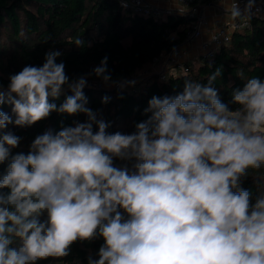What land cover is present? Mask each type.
Wrapping results in <instances>:
<instances>
[{
	"label": "clouds",
	"instance_id": "clouds-1",
	"mask_svg": "<svg viewBox=\"0 0 264 264\" xmlns=\"http://www.w3.org/2000/svg\"><path fill=\"white\" fill-rule=\"evenodd\" d=\"M254 4L224 3L233 21L250 19ZM61 56L50 49L42 66L0 85V106L12 113L0 110V264L62 259L75 242L96 239L104 243L87 264H264V193L253 204L241 187L250 175L264 181L253 175L264 170V80L234 89L230 109L212 86L220 69L207 85L185 79L182 92L148 101L134 132H109L88 107V77L120 88L135 81H114L107 56L70 78ZM65 90L61 104L50 102ZM53 112L86 120L13 155L22 137L9 125L31 127Z\"/></svg>",
	"mask_w": 264,
	"mask_h": 264
},
{
	"label": "trees",
	"instance_id": "trees-1",
	"mask_svg": "<svg viewBox=\"0 0 264 264\" xmlns=\"http://www.w3.org/2000/svg\"><path fill=\"white\" fill-rule=\"evenodd\" d=\"M191 22L190 17L174 13L159 17L134 14L117 0H0V85L7 88L9 76L26 65L42 66L50 49L62 52L57 62H64L70 78L90 73L107 56L112 79H124L150 66L153 58L179 46ZM79 37L84 41L82 47L72 44ZM217 69L221 74L212 86L222 101L235 109L237 106L230 103L232 91L242 89L246 80L254 76L264 80V17L251 18L249 27L235 30L228 45L195 67L190 65L187 73L164 80L152 75L133 88L102 85L100 79L89 76L84 92L88 107L110 124L109 132L127 134L135 131L136 123L148 118L150 113L145 114L144 110L153 96L182 92L185 79L207 85L208 77ZM70 94L65 90L64 95L50 102L59 105ZM105 96L110 98L107 103L102 102ZM0 110L12 115L10 105L0 106ZM85 120L82 114L67 116L53 112L31 127L9 125L10 130L22 137L13 155L26 154L32 140L49 129L59 131L63 126H73L74 121ZM115 163L119 166L123 162ZM6 169L7 162L0 164V177ZM253 175H264V170ZM241 187L250 191L253 204L264 193V181L251 175L243 179ZM44 219L46 215L41 217ZM103 243V239L77 241L68 257L48 258L38 264L67 263L74 259L87 264L89 255L98 258L96 253Z\"/></svg>",
	"mask_w": 264,
	"mask_h": 264
},
{
	"label": "built area",
	"instance_id": "built-area-1",
	"mask_svg": "<svg viewBox=\"0 0 264 264\" xmlns=\"http://www.w3.org/2000/svg\"><path fill=\"white\" fill-rule=\"evenodd\" d=\"M175 1V6L170 8H162L149 0H117L118 4L130 10L134 14L145 16L159 17L162 14L174 13L178 15H186L192 19L190 28L188 29L183 42L172 49L170 52L159 55L153 58L151 62V69L155 72L147 75L149 78L156 75L158 79L164 80L169 76H176L187 73L190 65L194 61L201 63L204 58L213 56L216 51L222 46L228 45L231 41V35L235 30L246 28L250 26L251 18L264 17V0H255L254 7L251 9L250 19L246 21L236 20L233 21L228 16L226 22L219 28L212 31L208 38L203 39V27L207 23V17L202 9V6L224 2L226 0H170ZM241 10L244 9L247 0H237ZM199 40L197 54L189 57V43ZM160 64L157 68L154 65ZM135 76V72L130 74L127 78L118 79L116 81H129ZM146 78V79H148ZM102 85H105L102 82ZM117 87V86H115ZM133 88L130 86H125ZM47 264H84L78 259L71 260L70 262H49Z\"/></svg>",
	"mask_w": 264,
	"mask_h": 264
},
{
	"label": "crops",
	"instance_id": "crops-1",
	"mask_svg": "<svg viewBox=\"0 0 264 264\" xmlns=\"http://www.w3.org/2000/svg\"><path fill=\"white\" fill-rule=\"evenodd\" d=\"M151 3H154L162 8H170L175 6V1L170 0H149ZM226 1L216 2L202 6L203 11L207 17V23L203 27L202 38H208L210 33L215 29L222 26L228 19V15L225 10ZM198 42L199 40H194L189 43V57H194L198 52ZM160 64L154 65V68H157Z\"/></svg>",
	"mask_w": 264,
	"mask_h": 264
},
{
	"label": "rangeland",
	"instance_id": "rangeland-1",
	"mask_svg": "<svg viewBox=\"0 0 264 264\" xmlns=\"http://www.w3.org/2000/svg\"><path fill=\"white\" fill-rule=\"evenodd\" d=\"M198 62L199 61H194V63L192 65L195 67L196 65L199 64ZM152 72H155V71H153L151 69V66H148V67H146L144 69L137 70L135 72V76L132 79L129 80V81H135L134 85L133 86H130V87H138L139 86V83L141 81L145 80L146 78H148L147 75H149Z\"/></svg>",
	"mask_w": 264,
	"mask_h": 264
}]
</instances>
